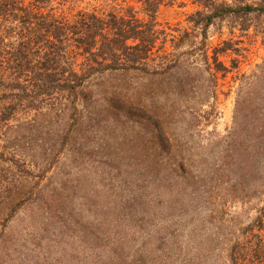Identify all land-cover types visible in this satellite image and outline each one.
<instances>
[{"label": "rangeland", "instance_id": "rangeland-1", "mask_svg": "<svg viewBox=\"0 0 264 264\" xmlns=\"http://www.w3.org/2000/svg\"><path fill=\"white\" fill-rule=\"evenodd\" d=\"M131 6L138 17H146L137 0L52 3L57 15L70 18L81 10L125 14ZM198 9L191 0H174L160 5L156 19L171 33L191 32L189 17ZM234 21H218L208 30L210 53L231 43L219 54L228 71L225 77L218 75L215 97L208 93L211 79L196 56L176 72L185 77L189 70L195 79L187 92L173 73L155 79L134 75L132 87L117 88L128 105L159 118L170 145L161 146L153 123L116 107L110 94L103 95L102 90H109L103 85L81 101L74 121L71 111L48 123L42 119L53 131L40 129L30 154L39 162L32 167L33 176L39 169L44 173L41 179H29L37 183L29 204L11 214L8 202L2 204L0 264H227L234 239L248 226L264 236V226L254 227L264 216V195L258 191L247 203L234 197L225 188L243 178L240 172L233 176L231 164L220 166L238 93L264 96V15L248 17L245 28L241 20ZM170 39L166 45L171 51ZM188 63L197 67L190 70ZM28 115L20 113L19 122ZM4 139L0 132V152L11 159ZM256 159L250 183L258 186L264 163ZM5 170L10 182H21L14 163L0 162V188L9 186L1 177Z\"/></svg>", "mask_w": 264, "mask_h": 264}, {"label": "trees", "instance_id": "trees-1", "mask_svg": "<svg viewBox=\"0 0 264 264\" xmlns=\"http://www.w3.org/2000/svg\"><path fill=\"white\" fill-rule=\"evenodd\" d=\"M55 1L0 0V132L6 140L4 151H11L12 156L5 159V152H0V162L14 163L23 175L19 176L21 182L16 183V180L10 182L6 170L1 174L9 186L0 188V212L3 202H8L6 211L11 209V214L22 204H29L34 196L37 183L29 179L34 180L36 176L41 179L44 171L39 169L38 175L33 176L32 167L39 162L30 154L32 140L40 129L53 131L49 125L42 124V119H48V123L53 117L71 111L74 121L73 114L77 113L81 101L88 100L93 87L103 85L110 90H102L103 95L110 94L116 107L127 116L153 123L161 146L170 145L159 118L149 115L139 105H128L126 94L118 93L117 88L132 87L134 75L155 79L173 73L178 86L187 92L188 86L190 89L196 84L195 79L190 77L189 70L185 77L176 72L187 58L196 56L201 58L203 70L211 79L208 93L215 97L218 75L225 77L228 71L219 54L228 50L231 43L225 41L224 47H215L210 53L208 30L218 21L241 20L243 26L251 15H264V0L258 4L191 0L199 7L189 17L192 31L175 34L176 30L171 33L170 28L161 27L156 19L160 5L174 0H137L144 18L138 17L134 6L125 14L81 10L70 18L53 11ZM167 36H171V51L166 45ZM188 66L190 70L197 67L190 63ZM263 102L262 95L246 93L243 97L238 93L234 123L227 136L226 159L220 165L231 164L233 176L240 172L243 180L228 183L225 190L246 203L258 191L264 195V172L259 173L260 185L250 183L257 170L256 157H261L264 163ZM213 110L205 112L203 118ZM20 113H29V118L19 122ZM263 219L260 215L255 221L257 230H262ZM227 258V264H263L264 236L248 226L234 239Z\"/></svg>", "mask_w": 264, "mask_h": 264}]
</instances>
